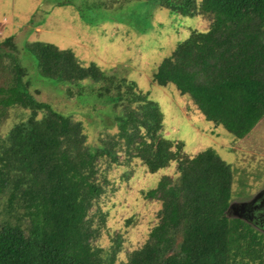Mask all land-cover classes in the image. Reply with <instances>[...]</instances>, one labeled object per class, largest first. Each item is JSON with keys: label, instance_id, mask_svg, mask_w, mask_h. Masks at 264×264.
Segmentation results:
<instances>
[{"label": "trees", "instance_id": "16d2710c", "mask_svg": "<svg viewBox=\"0 0 264 264\" xmlns=\"http://www.w3.org/2000/svg\"><path fill=\"white\" fill-rule=\"evenodd\" d=\"M155 1L172 15L202 16L207 29L181 41L154 82L175 85L215 127L246 137L264 119V0ZM25 48L40 75L67 91L93 84L78 98L104 104L117 128L88 143L81 121L32 94L14 36L0 41V264H264V231L230 216L231 164L213 148L188 155L183 141L166 137L159 104L134 81L85 64L70 48ZM11 116L17 121L3 133ZM134 160L148 173L172 165L174 173L142 191L160 202L158 222L117 260L119 241L108 256L98 244L100 201L106 172Z\"/></svg>", "mask_w": 264, "mask_h": 264}, {"label": "rangeland", "instance_id": "374dc122", "mask_svg": "<svg viewBox=\"0 0 264 264\" xmlns=\"http://www.w3.org/2000/svg\"><path fill=\"white\" fill-rule=\"evenodd\" d=\"M206 22L200 15H172L155 0H0V41L14 36L15 53L27 69L30 91L39 101L81 121L88 143L95 145L102 133L116 131L109 108L78 98L90 94L93 84L84 82L69 92L66 86L43 78L37 58L25 48L29 42L70 48L85 64L95 62L106 73L134 81L159 104L166 137L183 141L188 155L213 148L231 164L230 205L243 204L264 189V119L246 137L236 140L224 127L206 120L175 85L159 86L153 80L159 64L193 30H206ZM12 117L2 126L3 133L17 121ZM173 173L174 165L148 173L138 160L117 164L106 172L107 191L100 201L106 222L98 239L105 256L119 241L116 257L125 260L147 240L158 222L161 204L145 199L142 191L154 188L164 174ZM230 216L240 217L233 212ZM131 217L136 221L128 223Z\"/></svg>", "mask_w": 264, "mask_h": 264}, {"label": "flooded vegetation", "instance_id": "af4514ba", "mask_svg": "<svg viewBox=\"0 0 264 264\" xmlns=\"http://www.w3.org/2000/svg\"><path fill=\"white\" fill-rule=\"evenodd\" d=\"M245 203V205H230V212L247 219L264 231V189L257 193L251 201Z\"/></svg>", "mask_w": 264, "mask_h": 264}, {"label": "water", "instance_id": "95a60500", "mask_svg": "<svg viewBox=\"0 0 264 264\" xmlns=\"http://www.w3.org/2000/svg\"><path fill=\"white\" fill-rule=\"evenodd\" d=\"M246 203L244 202L243 205H245Z\"/></svg>", "mask_w": 264, "mask_h": 264}]
</instances>
